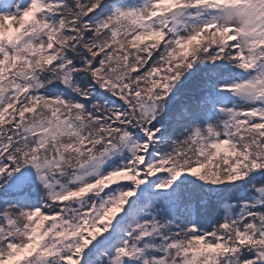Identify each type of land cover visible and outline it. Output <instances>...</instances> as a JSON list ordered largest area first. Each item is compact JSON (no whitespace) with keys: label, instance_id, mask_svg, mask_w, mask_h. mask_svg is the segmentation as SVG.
<instances>
[{"label":"snow or ice","instance_id":"1","mask_svg":"<svg viewBox=\"0 0 264 264\" xmlns=\"http://www.w3.org/2000/svg\"><path fill=\"white\" fill-rule=\"evenodd\" d=\"M0 264H264V0H0Z\"/></svg>","mask_w":264,"mask_h":264},{"label":"trees","instance_id":"2","mask_svg":"<svg viewBox=\"0 0 264 264\" xmlns=\"http://www.w3.org/2000/svg\"><path fill=\"white\" fill-rule=\"evenodd\" d=\"M241 75L242 74L239 72V70H235L234 74L232 76L227 77L223 82L227 83L228 81L235 79V76L239 77ZM61 87H63V85H61ZM177 87L178 90L182 93L184 89L189 87V85H185L184 88H180L179 85ZM65 92H67L66 89ZM222 95L227 96L226 93H223ZM96 98L106 99L109 104L118 103L115 97H109L107 94H103L102 90L99 89L96 90V94H94L93 96V99ZM194 180H196V178ZM237 184L240 185L238 189L234 188L231 185L214 186V185L202 184V182L197 180L195 181L194 184L188 185L187 190L190 194L194 195L197 198V200L203 199L209 203H217V202L227 203L234 200L251 199L252 195L248 187V181L247 180L238 181ZM201 223L203 224L204 221L202 220Z\"/></svg>","mask_w":264,"mask_h":264},{"label":"rangeland","instance_id":"3","mask_svg":"<svg viewBox=\"0 0 264 264\" xmlns=\"http://www.w3.org/2000/svg\"><path fill=\"white\" fill-rule=\"evenodd\" d=\"M242 77V75L241 76H235V79H233V80H237V79H240ZM232 80H230V81H228V82H231ZM227 82V83H228ZM226 95L227 96H223L224 97V103H226V104H229V105H231V104H239L241 101L237 98V97H234V96H231L230 94H228V93H226ZM179 179H183V176L181 177V178H179ZM195 179V177H191V176H189L188 177V180L189 181H192V180H194ZM194 181H197V180H194ZM177 182H179V180L178 181H176V182H174V183H177ZM45 223H47V221L45 222Z\"/></svg>","mask_w":264,"mask_h":264}]
</instances>
